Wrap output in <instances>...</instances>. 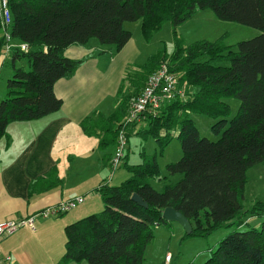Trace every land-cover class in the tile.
Instances as JSON below:
<instances>
[{"label":"trees","instance_id":"trees-1","mask_svg":"<svg viewBox=\"0 0 264 264\" xmlns=\"http://www.w3.org/2000/svg\"><path fill=\"white\" fill-rule=\"evenodd\" d=\"M11 36L27 44L11 53L12 76L0 100V140L8 137L15 122L39 120L59 112L63 100L55 93L59 80L74 76L85 59H71V46H85L96 39L120 52L131 40L127 22L141 23L150 39L170 22L175 51L149 57L144 65L128 72L110 116L95 113L81 122L87 137L99 146H116L119 133L127 137L139 122L127 124L131 103L140 95L149 76L166 64L179 78L185 97L164 102L155 115H147L148 127L140 134L152 135L162 147L171 139L181 142L183 156L166 166L170 176H180L162 191L151 184L161 179L157 155L142 154V162L128 165L131 176L119 186L99 188L104 209L65 228V253L57 264L87 261L89 264H145L147 247L157 227L167 225L163 211L173 208L192 224L190 236H207L222 227H234L205 264H264V200L244 211L248 171L264 164V0H10ZM212 10L224 21L258 29L261 34L229 46L221 38L186 45L177 28L198 10ZM6 41L1 32L0 62ZM25 59L30 71L18 67ZM228 63V65H224ZM234 98L240 102L230 119ZM194 115L216 123L222 136L211 141L201 136ZM172 133H175L173 136ZM63 186L56 169L30 184L37 195ZM138 194L148 208L132 200ZM260 218L259 228L249 219Z\"/></svg>","mask_w":264,"mask_h":264},{"label":"crops","instance_id":"crops-1","mask_svg":"<svg viewBox=\"0 0 264 264\" xmlns=\"http://www.w3.org/2000/svg\"><path fill=\"white\" fill-rule=\"evenodd\" d=\"M19 44L17 40L11 41L13 47ZM130 44L129 41L117 54L100 43L86 47L71 46L65 52L67 57L86 61L74 76L56 83L55 93L63 100L61 110L39 120L12 123L8 128V137L0 140V223L31 217L63 202L85 198L83 203L65 213L66 216L58 217L61 219L38 218L35 221L36 231L24 227L0 241L1 259L11 256V264H20L18 256L21 250L17 245L20 240L26 237L39 238L51 233L56 227L59 228V233L65 231L67 225L102 206L99 188L105 184L111 186L110 161L116 146L111 151L108 147L99 146L98 138L87 137L83 133L81 122L86 117L100 113L102 102L96 96L100 77L96 68L104 64H116L118 60L119 65H124L123 54ZM99 49L100 55H105L98 60L96 52ZM10 59L11 53L4 51L0 62V100L5 96L1 71ZM9 73L12 71H8ZM117 94L113 96L112 112L108 115L100 114L110 116L114 112ZM54 169L63 180V186L31 195L30 184ZM45 255L48 256V253ZM83 262L78 264H84ZM33 263L34 261L31 262Z\"/></svg>","mask_w":264,"mask_h":264},{"label":"rangeland","instance_id":"rangeland-1","mask_svg":"<svg viewBox=\"0 0 264 264\" xmlns=\"http://www.w3.org/2000/svg\"><path fill=\"white\" fill-rule=\"evenodd\" d=\"M124 27L126 30L132 32L131 44L123 54V58L125 59L124 65H119L118 62L120 60H118L116 64H104L102 62L104 65L96 68L100 77V86L96 91V96L102 102L100 113L107 115L113 110V96L118 93L123 79L127 76L128 72L134 71L137 66L144 65L151 56L163 53L170 54L175 51L174 27L170 22L165 23L150 39L144 37L139 21L127 22ZM177 34L186 45L202 40L215 42L223 38L227 45L235 46L241 41L250 40L260 35L261 32L253 27L221 20L212 10L205 9L198 10L189 20L179 26ZM95 43L99 45V42L93 39L85 47ZM70 48L66 51H69ZM113 50V54L118 53L115 49ZM100 53L101 49L97 50L96 58L98 60L105 55H100ZM224 65H228V63ZM18 67H23L26 71L31 70L25 59L18 61ZM8 71H12L11 62H8L1 71L2 81H4V94H6L8 79L12 76V73H9V75ZM227 102L231 105L230 119H232L239 110L240 102L234 98L229 99ZM193 118L202 137L211 141H218L221 138L222 133L216 134L212 128L216 121L204 115H194ZM147 127L148 123L142 119L127 137L124 151L125 158L122 160L120 168L114 170L111 167L109 170L111 186H119L131 176L126 163L128 165L141 163L143 153L146 155H157V161L161 169L160 177L161 179L166 177L163 180H151V184L156 190L162 191L165 184H174L180 180V176H170L166 166L176 163L182 158L181 142L173 137L165 147H162L152 135L146 137L140 134ZM122 130L127 133V129L124 128ZM172 134L173 136L175 135V133ZM113 147L110 146L108 149L111 151ZM247 175L248 181L245 187L244 211L251 210L256 201L264 200V164L253 166L249 169ZM101 205L99 209H94L95 211H92L86 217L101 212L105 206L104 203ZM248 223L249 225L245 224L242 230H247L249 227L259 228L262 220L255 217L249 219ZM233 231L234 227L230 226L222 227L207 236H190L186 234L181 225L169 222L167 225L156 228L155 238L147 247L145 264H205L211 256L210 249H215ZM65 241V231L63 230L59 233L58 227L51 231V233H46V235L39 238L26 237L20 240V243H17L19 250H21L18 256L20 264H31L33 261V264H57L65 253ZM46 253H48V256L45 255ZM167 256L171 257L170 263H166ZM83 263L89 264L86 260ZM69 264L78 263L71 261Z\"/></svg>","mask_w":264,"mask_h":264},{"label":"built area","instance_id":"built-area-1","mask_svg":"<svg viewBox=\"0 0 264 264\" xmlns=\"http://www.w3.org/2000/svg\"><path fill=\"white\" fill-rule=\"evenodd\" d=\"M0 16H1V32L6 41L5 52L12 53L16 48L22 51H28L27 44L20 43L18 46H11L13 40L11 36V26L13 23L12 13L10 9V0H0ZM185 97V90L179 87V78L172 73L166 64H162L155 72H153L143 88L140 95L131 103L127 124L139 122L145 119L147 115H155L164 102H170L175 98ZM127 136L121 130L116 145V151L113 155L110 164L112 169L120 168L122 160L125 158L124 151L126 148ZM85 198H79L74 201L63 202L56 207L45 209L37 215L31 217H22L0 223V241L17 233L24 227H29L36 231L35 221L38 218H51L63 215L73 209L79 204L83 203ZM171 257L167 256L166 263H170ZM11 256L3 259L0 258V264H11Z\"/></svg>","mask_w":264,"mask_h":264},{"label":"water","instance_id":"water-1","mask_svg":"<svg viewBox=\"0 0 264 264\" xmlns=\"http://www.w3.org/2000/svg\"><path fill=\"white\" fill-rule=\"evenodd\" d=\"M132 200L139 206L148 208V204L138 194H134ZM163 219L167 222L178 223L184 228L187 235H191L193 232L191 222L182 213L173 208H166L163 211Z\"/></svg>","mask_w":264,"mask_h":264}]
</instances>
